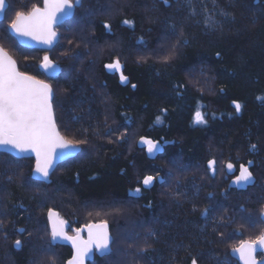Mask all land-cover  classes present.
Masks as SVG:
<instances>
[{
  "label": "trees",
  "instance_id": "16d2710c",
  "mask_svg": "<svg viewBox=\"0 0 264 264\" xmlns=\"http://www.w3.org/2000/svg\"><path fill=\"white\" fill-rule=\"evenodd\" d=\"M30 1L8 0L0 44L21 71L53 86L56 122L81 152L49 183L33 178V157L0 152V220L16 231L8 241L1 234L0 264H66L72 250L52 243L51 209L76 229L109 225L112 252L91 264H192L199 250L197 264H221L215 254L247 238L248 213L264 208V0H215L216 8L213 0H82L49 51L9 32ZM205 6L218 26L205 27ZM47 54L57 76L40 67ZM117 59L128 83L106 67ZM141 138L163 151L150 159ZM224 149L256 177L230 197L224 174L207 167ZM147 176L155 178L148 189ZM207 207L216 222L201 216Z\"/></svg>",
  "mask_w": 264,
  "mask_h": 264
},
{
  "label": "snow or ice",
  "instance_id": "6c2138e0",
  "mask_svg": "<svg viewBox=\"0 0 264 264\" xmlns=\"http://www.w3.org/2000/svg\"><path fill=\"white\" fill-rule=\"evenodd\" d=\"M166 2V0H165ZM79 3V0H77ZM213 7L218 5L213 0ZM73 4L70 0H44V7H33L32 11L25 15L17 13L11 28L24 37H31L46 45H53L57 42V33L54 25L61 19L71 14ZM7 10L5 0H0V13ZM220 15H226L220 12ZM125 23H128L125 21ZM205 27H215L220 24L212 15H209L205 6ZM107 27V26H106ZM219 55V53L217 54ZM43 69L49 74L56 71V66L47 56L44 57ZM110 70H121L122 66L117 59L115 62L106 65ZM120 79L127 82V77L120 71ZM133 87H135L133 85ZM54 93L51 86L35 77L20 72L15 61L0 50V145H10L21 152L33 151L36 154V171L48 176V170L52 166L56 149H66L72 147L70 142L65 141L60 136L53 114ZM237 112L241 110V105L235 103ZM159 119V118H158ZM196 123H205V118L200 111L195 113ZM141 143L147 146V151L156 153L161 151L159 143L147 138H141ZM254 147V146H253ZM251 163V162H250ZM215 160L209 162V167L215 173ZM229 171L234 170V165H227ZM153 176H147L143 180L145 186H149L154 181ZM253 174L249 167L241 165L239 175L234 183L237 185H247L253 183ZM138 194L140 189L135 190ZM209 210H205V215ZM55 216V213H49ZM66 222L63 220L52 222L51 239L70 241L75 248V255L67 261V264H85L86 258L97 249L101 255L112 252V245L116 243L109 231L107 223L88 224L87 239L81 236L84 229H77L75 236H70L65 231ZM21 241L17 240L19 247ZM264 249V234L255 240L242 241L234 253H238L244 264H257L255 252L257 247ZM192 264H197L195 258ZM227 264V261H225Z\"/></svg>",
  "mask_w": 264,
  "mask_h": 264
},
{
  "label": "water",
  "instance_id": "95a60500",
  "mask_svg": "<svg viewBox=\"0 0 264 264\" xmlns=\"http://www.w3.org/2000/svg\"><path fill=\"white\" fill-rule=\"evenodd\" d=\"M5 2H6V5H7V9H8L9 2H8V0H5ZM70 2L73 4V8L70 10L71 14L68 15V16H66V17H64V18L61 19L57 24L54 25V31L57 33V42L54 43L53 45L49 46V45H46V44L41 43V42L38 41V40H33L31 37H24V36H21V35L17 34V33L15 32V30H13V29L11 28V25H12V24L9 26V32H10L11 36L14 37V39H16L17 42H18L21 46H23V47H25V48H29V49H41V50H47V51L53 49V48L57 45V43L59 42V32L57 31V27H58V26H61L62 24H64L65 22H67L68 20H70V19L73 17V15H74V13H75V10H76V7H78V6L81 5L82 0H79V3H77V0H70ZM43 7H44V0H43V6H41L40 8L42 9ZM31 11H32V10H31ZM31 11H30V12H31ZM30 12H29V13H30ZM29 13H28V14H29ZM4 14H5V12L0 13V22L3 20V18H4ZM24 14H25V15H28V14H26V13H24ZM0 50H3V52L6 53L8 57H10L13 61H15L18 70H19L20 72H23V71L20 70L19 65H18V62H17V60L15 59V57H14V56H13V55H12L7 49H6V48H4L1 44H0ZM49 60H51L52 63H53V65L56 66V71H55L54 73H52V74H49L46 70H44L43 67H42L44 61L41 63V69H42V71H44V72H45L47 75H49V76H57L58 73H59V70H60V66H59V64H57V63H56L55 61H53L52 59H49ZM23 73H25V72H23ZM25 74L30 75V74H28V73H25ZM30 76H32V75H30ZM124 76H126V75H124ZM33 77H34V76H33ZM126 77H127V76H126ZM35 78H36L37 80H41V81H43V82L49 84V85L51 86L52 90H53V93H54L53 86H52L48 81H45V80L39 79V78H37V77H35ZM127 78H128V77H127ZM128 82H129V78L127 79V82H124V83H128ZM53 99H54V98H53ZM234 106H235V103H234ZM53 114H54V119H55V122H56V115H55V110H54V104H53ZM56 128H57V130H58L60 136L63 137L65 141L70 142V144L72 145V147H70V148H66V149H56V155L54 156V159H53V162H52V166H51V168L48 170V176H47V177H45L42 173L36 171L37 159H36V154H35V152L30 151V150H29V151H26V152H21V151H19L18 149L13 148V147L10 146V145H0V152H6V153H9V154H11V155H13V156H15V157H17V158H28V157H33L34 160H35V163H34V169H33V175H32L33 178L36 179V180H39V181H44V182H46V183H49V182L51 181V174L56 170V168L58 167V165L61 164V163L64 162V161H66V160H68V159H70V158L76 156V155L81 151V146H80V145H78V144H76V143H74V142L68 140V139H67V138L61 133V131H60V129H59V126H58L57 122H56ZM158 143H159V142H158ZM165 144H166V143H165ZM162 151H163V150L161 149V151H159V152L151 153V154H150V153L147 151V147H146V153H147V156H148L150 159H154V158H156V156H157L160 152H162ZM211 161H212V160H211ZM209 162H210V161H209ZM229 163H231V162H228V163L226 164V170H227V172H228L229 174H234L235 171H236V168H235V166H234V170H233V171H229L228 168H227V165H228ZM231 164H233V163H231ZM233 165H234V164H233ZM208 166H209V163H208ZM244 166H246V165H244ZM250 171H251V170H250ZM212 172H213V171H212ZM251 172H252V171H251ZM252 174H253V181H254L253 183H251V184H247V185H244V186L237 185V184L234 183V180H235V178H236V177H235L234 180H233V184L235 185L236 188H238V189H240V190H245L248 186L254 184L255 181H256V177H255V175H254L253 172H252ZM238 175H239V172H238ZM238 175H237V176H238ZM154 184H155V179H154V181H153V183H152L151 185H149V186H145V185L143 184V186H144V188H147V189H148V188H151L152 186H154ZM50 212H51V213H55L56 215H55V216H50V215H49ZM49 213H48V218H49V225H50V230H51V229H52V222H53V220L60 221V220H62V219L60 218L59 213H58L56 210L51 209V210L49 211ZM100 223H105V222H91V223H89V224H100ZM87 225H88V224H87ZM107 226H108V231H109L110 235L112 236V234H111V232H110V229H109V225L107 224ZM81 229H84V231L81 233V236H82L84 239H87V229H86V225H84ZM65 231L67 232V230H66V226H65ZM84 233L86 234V236H84ZM67 234L70 235V236H75V235H71V234H69L68 232H67ZM112 237H113V236H112ZM53 243H57V244H60V245L69 246L70 248H72L73 253H72V256H71L68 260L72 259L73 256L75 255V248L73 247V245H72V243H71L70 241H66V240L58 239V240L54 241ZM111 247H112V246H111ZM237 248H238V247H237ZM260 251H261V252H264V249H261V248L258 246V247H257V251L255 252V254H256L257 252H260ZM96 252H97V254L100 255V256H107V255L111 254V253H109V254H106V255H101L100 252H99L97 249L93 248L92 252H91V253L89 254V256L86 258V260H85V264H88V262H92V261H94L95 253H96ZM255 254H254V255H255ZM233 255L237 258V260L239 261L240 264H244L243 260L240 259L239 254H238V253H234V250H233ZM255 259H256V261H257V264H264V258H263V260H260V261H259V260L256 258V256H255ZM68 260H67V261H68ZM66 264H67V262H66Z\"/></svg>",
  "mask_w": 264,
  "mask_h": 264
},
{
  "label": "flooded vegetation",
  "instance_id": "af4514ba",
  "mask_svg": "<svg viewBox=\"0 0 264 264\" xmlns=\"http://www.w3.org/2000/svg\"><path fill=\"white\" fill-rule=\"evenodd\" d=\"M38 0H32V1H30L29 3H31V4H33L34 2H37ZM41 2H42V5H38V4H36L35 5V7H41V6H43V0H41ZM33 7L34 6H32L30 9H28L29 8V6L28 7H26V11H24V12H22V13H26V14H28L32 9H33ZM28 10V11H27ZM66 23V22H65ZM63 25V24H62ZM61 25V26H62ZM61 26H58L57 27V30H58V28H60ZM143 146H145V149H146V145H144L143 144ZM159 146L162 148L163 147V145H160L159 144ZM252 151V150H251ZM223 157V159L219 162V161H217L216 160V158L214 157V153H213V156H211L210 158H209V161H211V160H215V162H216V164H215V173H213L212 172V170H211V168L208 166V164H207V167L209 168V170H210V173H211V175H216V176H220L222 173L224 174V188L221 190V192H222V194L223 195H231V194H233L234 192H235V190H240V189H238V188H236L235 187V185L233 184V180H234V178L238 175V172H239V170H240V166L241 165H246L247 167H249V170H251L252 171V169H251V166L249 165V163H247V164H243V163H241V164H237L238 163V161L235 159H232V158H228V157H226L225 155L224 156H222ZM209 161H208V163H209ZM219 162V163H218ZM228 162H231V163H233L234 164V166H235V168H236V171H235V173L234 174H229L228 172H227V170H226V164L228 163ZM223 164V172L220 170L219 171V167H218V165L219 166H221ZM253 172V171H252ZM247 189V188H246ZM241 191V190H240ZM231 192V193H230ZM230 197V196H229ZM205 210L206 209H204V212L201 214V216L202 217H204V215H205ZM207 210H209L208 211V215L210 214V216H211V219L214 221V222H216V220H217V215L215 214V210H213L212 209V207L210 208V207H207ZM254 211H252V212H250V213H248L251 217V220L249 221V229H248V234H249V236H251L252 234H255V236H253V237H247V238H243L237 245H235V246H233L232 247V245L230 246V250H229V254L227 253V251H225V250H222L221 251V253L218 255V253H216L215 254V258L217 259V260H219V259H222V258H224V257H228L230 260H232L233 261V263L234 264H240L239 263V261L237 260V258L233 255V250L234 249H236L237 247H239V245H240V243L242 242V241H250V240H255V239H257L260 235H262V234H264V225H261V226H259V225H257V221H258V219L257 220H255V218L256 217H258V215H261V217H262V220L264 221V208H263V211H261V212H255V213H253ZM209 217V216H208ZM223 220V219H222ZM222 220L221 221H219L218 220V222L217 223H215L216 225L218 224V223H222ZM48 222H49V218H48ZM225 223V226H226V233H228L229 232V228H227L228 226H229V222L228 223H226V222H224ZM214 223H212V225H213ZM85 225H87V224H85ZM84 226V225H83ZM82 226V227H83ZM82 227H80V228H78V229H81ZM49 229H50V225H49ZM66 230H67V232L69 233V234H71V235H75L76 234V228L74 227V226H69L68 224H66ZM259 231V232H258ZM12 232H16L15 230H13V227H12V224H11V222L8 224V225H6L5 224V221H4V224L2 225V220H0V239L2 240V235H3V237L5 238V239H7V241L10 239V236H11V234H12ZM23 231L22 230H20V232H19V234L20 233H22ZM111 232V231H110ZM2 234V235H1ZM50 234H51V230H50ZM17 235L18 234H16V237H17ZM84 236H86V234L84 233ZM9 238V239H8ZM18 238V237H17ZM17 240H19V241H21V243H22V240L20 239V238H18V239H16V241ZM52 240V239H51ZM52 243H53V241H52ZM53 244H57V243H53ZM20 246H21V244H20ZM19 246V247H20ZM71 250H72V248H71ZM72 253H73V251H72ZM202 250H199L198 251V253H193V254H191V256L190 257H195V259L196 258H198V257H200V256H202ZM159 254H160V258H161V253L159 252ZM98 254H97V252L95 253V258H96V256H97ZM72 256V255H71ZM100 256V255H99ZM224 256V257H223ZM255 256H256V258L260 261V260H263V258H264V252H257L256 254H255ZM102 257V256H101ZM95 258H94V261H95ZM184 259H186V257L184 258ZM94 261H92V262H88V264H91V263H93ZM164 263V262H163ZM164 264H166V263H164ZM178 264H182V262H180V263H178ZM184 264H186V263H184ZM220 264V263H219Z\"/></svg>",
  "mask_w": 264,
  "mask_h": 264
},
{
  "label": "rangeland",
  "instance_id": "374dc122",
  "mask_svg": "<svg viewBox=\"0 0 264 264\" xmlns=\"http://www.w3.org/2000/svg\"><path fill=\"white\" fill-rule=\"evenodd\" d=\"M24 4H26V3H24ZM32 4L31 3H29L28 4V6H31ZM27 6V7H28ZM47 57H48V54L46 55ZM81 152V151H80ZM226 156V157H228V158H232V159H234L235 160V158L237 157H233L231 154H230V152H228L227 150H223V156ZM236 160L238 161V165L239 164H241V163H243V164H247V163H245V161H243V159L242 158H240V157H238V158H236ZM136 192V191H135ZM67 224V223H66ZM15 225V224H14ZM205 226H207V224L205 225ZM24 239V238H23ZM22 240V239H21ZM224 257V256H223ZM166 257H164V259H165ZM224 259H226V257H224V258H222L220 261H221V264H225V261H227V264H234L233 263V261L232 260H230L229 258H227L226 260H224Z\"/></svg>",
  "mask_w": 264,
  "mask_h": 264
}]
</instances>
